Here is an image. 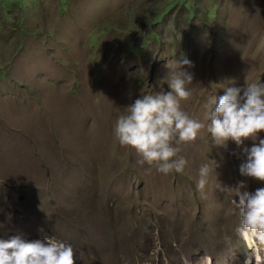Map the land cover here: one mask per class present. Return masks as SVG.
Listing matches in <instances>:
<instances>
[{"label": "rangeland", "instance_id": "1", "mask_svg": "<svg viewBox=\"0 0 264 264\" xmlns=\"http://www.w3.org/2000/svg\"><path fill=\"white\" fill-rule=\"evenodd\" d=\"M182 57L181 106L207 124L209 95L264 82V0H0V233L55 236L77 264H255L223 189L262 186L238 172L251 141L221 148L202 129L165 175L113 138L122 108L167 90ZM207 158L219 166L201 197Z\"/></svg>", "mask_w": 264, "mask_h": 264}, {"label": "clouds", "instance_id": "2", "mask_svg": "<svg viewBox=\"0 0 264 264\" xmlns=\"http://www.w3.org/2000/svg\"><path fill=\"white\" fill-rule=\"evenodd\" d=\"M191 67L186 57L169 61L161 80L167 90L160 87L159 91H146L123 107L112 126L113 138L133 149L141 158L138 163L154 164L156 171L165 175L184 171L188 160L180 154V145L194 142L202 129L206 128L212 143L221 148H227L229 141L237 147L251 141L250 146L241 149L245 159L239 164L238 172L261 182L262 186L242 191L245 185L239 181L234 187L223 189L234 194L232 202L238 214L235 233L252 249L255 264H262L264 136L259 134L264 133V82L249 81L242 86L233 82L222 88V94L209 95L205 103V124L191 117L181 106V102L192 95ZM218 166L215 160L208 158L199 165L195 188L201 197ZM77 261L72 244L55 236L28 239L21 232L0 233V264H77ZM245 264H252L248 256Z\"/></svg>", "mask_w": 264, "mask_h": 264}, {"label": "bare ground", "instance_id": "3", "mask_svg": "<svg viewBox=\"0 0 264 264\" xmlns=\"http://www.w3.org/2000/svg\"><path fill=\"white\" fill-rule=\"evenodd\" d=\"M182 243V242H181ZM253 256H254V254H253ZM262 264H264V261H262Z\"/></svg>", "mask_w": 264, "mask_h": 264}]
</instances>
